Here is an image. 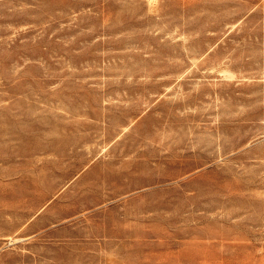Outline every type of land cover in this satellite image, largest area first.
<instances>
[{
  "label": "rangeland",
  "instance_id": "1",
  "mask_svg": "<svg viewBox=\"0 0 264 264\" xmlns=\"http://www.w3.org/2000/svg\"><path fill=\"white\" fill-rule=\"evenodd\" d=\"M0 264H264V0H0Z\"/></svg>",
  "mask_w": 264,
  "mask_h": 264
}]
</instances>
